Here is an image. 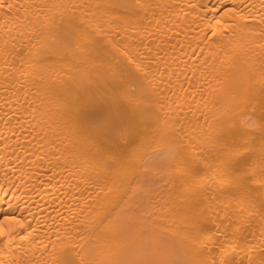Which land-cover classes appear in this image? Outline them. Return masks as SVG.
Instances as JSON below:
<instances>
[{"label":"bare ground","instance_id":"6f19581e","mask_svg":"<svg viewBox=\"0 0 264 264\" xmlns=\"http://www.w3.org/2000/svg\"><path fill=\"white\" fill-rule=\"evenodd\" d=\"M0 264H264V0H0Z\"/></svg>","mask_w":264,"mask_h":264}]
</instances>
